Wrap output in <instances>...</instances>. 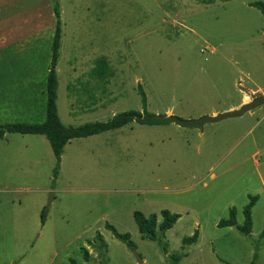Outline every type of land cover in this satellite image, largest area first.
Here are the masks:
<instances>
[{"label":"rangeland","instance_id":"1","mask_svg":"<svg viewBox=\"0 0 264 264\" xmlns=\"http://www.w3.org/2000/svg\"><path fill=\"white\" fill-rule=\"evenodd\" d=\"M55 1L61 37L53 56ZM253 1L264 3L0 0V39L14 34L0 44V70L22 72L25 83L18 89L19 77L0 82V103L20 102L16 109L0 104V124L44 120L53 65L65 125L123 111L144 115L139 85L149 114L181 119L228 111L244 93L264 95V16ZM100 58L104 77L97 75ZM55 165L44 135L0 138V264H138L132 249L142 264H172L196 230L177 264H264V103L200 127L131 120L71 139L56 176ZM251 196L249 234L218 226L232 207L242 225ZM163 209L180 217L156 239L141 237L134 212L155 213L160 222ZM106 224L129 233L133 246ZM97 232L104 254L88 245Z\"/></svg>","mask_w":264,"mask_h":264},{"label":"trees","instance_id":"2","mask_svg":"<svg viewBox=\"0 0 264 264\" xmlns=\"http://www.w3.org/2000/svg\"><path fill=\"white\" fill-rule=\"evenodd\" d=\"M204 4H210L214 0H200ZM229 1V0H221ZM251 6L256 7L264 16V3L262 1H253L250 3ZM53 12L55 15V32L53 35L52 50L53 56H56L59 47H60V37H61V15L58 1H55L53 6ZM99 62V64H98ZM105 61L100 58L97 60L96 69L99 68V76L104 77L105 72ZM93 74H95L93 72ZM95 77V76H94ZM57 85L58 78L57 73L54 68H49L46 76V115L43 121L36 123L29 122H7L0 124V138H2L6 133H22V134H40L46 136L51 146V149L56 158V165L54 168V175L56 176L57 170L59 167V162L61 159V154L64 148V145L72 138L77 137H86L89 135L97 134L106 130L116 129L126 124L133 119L132 116H129L128 113L141 114L140 111H123L113 115L112 118L106 121H93L86 122L81 125H65L61 122L58 113H57ZM138 91L141 95L142 106L144 107L143 114L144 116L149 113L146 110L147 98L145 92L141 88V85L138 86ZM143 122V121H139ZM154 123V122H148ZM256 201V196H251V201L247 204L243 210L244 213V222L242 225H238L236 222V210L235 207H232L229 212L228 218L221 219L218 222V226H236L242 233L249 234L251 232L252 220H251V208ZM134 220L137 225L138 231L141 234V237L154 240L157 237L158 232L164 234V232L171 228L173 224L180 217L178 213H172L167 209L161 211L162 220L159 222L158 217L155 213H152L148 216H145L140 211L134 212ZM45 215L41 214V221L44 222ZM113 235L119 240L125 242L128 246L132 247L133 242L130 239L129 233H118L114 226L106 224ZM264 234V232H263ZM198 238V231L196 230L192 235L183 238L182 251L178 254L171 256L172 264H177L181 257L186 256L187 253L184 252V248L192 243H195ZM94 250L104 254L107 250V244L101 233L97 232L92 240L88 242ZM164 249H166L164 247ZM83 258L85 260L90 259V254L86 247H82ZM256 257V255H254ZM255 259V258H254ZM73 264H76L72 260ZM253 263V262H252Z\"/></svg>","mask_w":264,"mask_h":264},{"label":"water","instance_id":"3","mask_svg":"<svg viewBox=\"0 0 264 264\" xmlns=\"http://www.w3.org/2000/svg\"><path fill=\"white\" fill-rule=\"evenodd\" d=\"M52 68H54V65ZM262 103H264V95H259L255 98H252L248 102L241 104L238 108L228 110L225 112H221L214 116H203L198 119H181L172 114H164V115L149 114V115L144 116L142 114L128 113V115L132 116L138 121H143V122H174V123L185 125V126L200 127L206 122H214V121H218L220 119L226 118V117L242 115L244 112L257 107L261 105ZM132 252L136 256L138 260V264H142L143 260L140 258L137 252L134 249H132Z\"/></svg>","mask_w":264,"mask_h":264},{"label":"crops","instance_id":"4","mask_svg":"<svg viewBox=\"0 0 264 264\" xmlns=\"http://www.w3.org/2000/svg\"><path fill=\"white\" fill-rule=\"evenodd\" d=\"M3 35V34H2ZM5 37H6V41H1V39H0V44L1 45H4V44H6L7 43V41H8V38L9 37H14V34H7V35H4ZM13 39V38H12ZM12 39H10V40H12ZM9 40V41H10ZM19 40V39H18ZM17 40V41H18ZM20 73H22V72H20V71H17V70H15V69H2V70H0V82H2V83H4V84H7V81L8 80H11L12 78H16V77H19L20 78V80H19V82L18 83H16L15 85H19L17 88L18 89H20L21 88V86L23 85V84H25V83H22V81H23V78L21 77V74ZM4 78H6V80L4 79ZM22 83V84H21ZM14 85V86H15ZM0 88H2L1 86H0ZM23 89H24V87H23ZM251 99V97L248 95V94H246V93H244L241 97H240V99H239V101H237V103H235V104H232V105H230V106H228V107H226V108H224L223 110H229V109H234V108H238L241 104H243V103H245V102H248L249 100ZM18 103H20V102H18V100L16 99V98H14L13 99V101H8V102H3V103H0V104H3V108H7V109H16L17 107H18ZM25 103V102H24ZM26 104V103H25ZM222 110V111H223ZM167 112V111H166ZM218 112H220L219 110H214V111H212L211 112V114L212 115H215V114H217ZM168 114H171V113H168ZM132 120H136L135 118H133ZM131 121V120H130ZM128 123V122H127ZM126 123V124H127ZM22 134V133H21ZM97 134H99V133H97ZM27 135H30V134H27ZM36 135H40V134H36ZM94 135V134H93ZM90 136V135H89ZM87 137V136H86ZM77 138H83V137H77ZM72 139H74V138H72ZM71 140V139H70ZM69 140V141H70ZM68 141V142H69ZM67 142V143H68ZM66 143V144H67ZM65 144V145H66ZM65 145H64V147H65ZM64 149V148H63ZM63 152V151H62Z\"/></svg>","mask_w":264,"mask_h":264}]
</instances>
